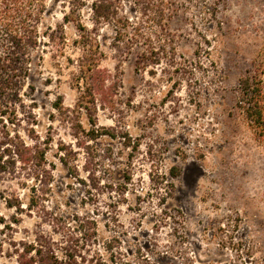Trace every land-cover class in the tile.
<instances>
[{"label":"rangeland","instance_id":"obj_1","mask_svg":"<svg viewBox=\"0 0 264 264\" xmlns=\"http://www.w3.org/2000/svg\"><path fill=\"white\" fill-rule=\"evenodd\" d=\"M92 1L47 0L53 38L35 51L34 90L7 125L28 143L33 128L52 169L0 176V264L37 260L19 256L35 240L71 264H264V144L235 107L264 42V0H109L114 18L97 22ZM93 66L106 73L94 94ZM93 126L115 136L88 140ZM39 188L62 227L28 209ZM75 215L94 221L90 239Z\"/></svg>","mask_w":264,"mask_h":264},{"label":"trees","instance_id":"obj_2","mask_svg":"<svg viewBox=\"0 0 264 264\" xmlns=\"http://www.w3.org/2000/svg\"><path fill=\"white\" fill-rule=\"evenodd\" d=\"M90 7L95 22L114 18L115 11L109 0H93ZM47 11V0H0V176L6 173L15 176L20 170H25V174L21 177H33L39 180L40 176L49 178L51 173L46 146L33 134V128L27 131V136L31 138V143H28L17 132L10 135L7 125L16 123L18 112L27 106L24 97L34 90V85L31 83H27L25 89V83L31 75L35 51L47 43L43 38L48 41L53 38L51 26L44 23ZM63 18L68 19V15L65 14ZM77 27L85 26L77 20ZM125 36V30L119 28L115 32L114 39L116 42H122V37ZM143 58L141 56L140 59ZM88 71L90 90L94 94L103 87L106 73L97 66L90 67ZM101 99L111 101L105 97ZM53 107H59L58 101L53 103ZM235 107L239 109L243 121L255 138L264 144V42L254 52L248 66L237 79ZM102 134L115 136L114 133L100 130L97 126L89 128L85 136L88 140H96ZM84 145L85 170L93 174L96 166L94 150L86 142ZM77 171L75 165L71 167L70 173L75 174ZM43 184L49 185L48 179H45ZM47 192L46 189L39 188L38 193L30 196L27 207L29 210H39L41 216L48 222L51 221L55 227H62L61 218L49 215L45 209ZM6 204L16 210L22 209V202L17 196L8 198ZM74 219L75 230L83 239H90L94 235L91 226L94 221L77 215ZM30 250H35L39 257L35 260L30 256V264L35 261L39 264H71L69 261L73 258V255L65 253L59 260L50 243L44 245L40 240H35L28 244L24 254L19 253L21 261Z\"/></svg>","mask_w":264,"mask_h":264}]
</instances>
